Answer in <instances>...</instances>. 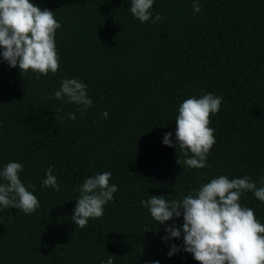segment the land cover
I'll list each match as a JSON object with an SVG mask.
<instances>
[{"label":"trees","instance_id":"obj_1","mask_svg":"<svg viewBox=\"0 0 264 264\" xmlns=\"http://www.w3.org/2000/svg\"><path fill=\"white\" fill-rule=\"evenodd\" d=\"M54 12L59 69L47 75L11 68L0 57V170L15 161L38 198L31 214L0 205V264H198L183 250L167 255L164 228L141 200H181L211 179H264V0H154L161 20L141 23L131 0H30ZM2 51V49H0ZM39 76V78H37ZM87 85L92 105L52 98L64 79ZM222 98L211 114L215 144L206 167L189 168L178 146L162 143L190 97ZM107 111L104 118L101 114ZM75 114V120L68 119ZM191 153H189V156ZM177 159L180 164L177 163ZM51 166L59 191L42 187ZM111 172L117 186L101 218L70 219L78 186ZM2 182V181H0ZM240 203L264 224V202Z\"/></svg>","mask_w":264,"mask_h":264},{"label":"clouds","instance_id":"obj_2","mask_svg":"<svg viewBox=\"0 0 264 264\" xmlns=\"http://www.w3.org/2000/svg\"><path fill=\"white\" fill-rule=\"evenodd\" d=\"M123 2V0H122ZM154 0H131V14L141 23L161 20L156 14L152 18ZM193 11H201L199 0H193ZM61 25L54 18V12L30 2V0H0V57L9 67H19L20 72L32 70L40 75L56 73L59 56L56 51L55 33ZM39 78V76H37ZM78 106L82 114L92 105L87 95V85L78 79H64L52 98ZM222 98L211 93L200 98L184 100L175 117V144L173 133H165L162 143L168 147L178 146L189 168L206 167L207 155L215 144L214 129L209 127L210 115L218 113ZM107 118L108 112L101 114ZM74 113L68 119L75 120ZM189 153L191 155L189 156ZM177 163L180 161L177 159ZM23 165L11 161L0 170V205L17 208L31 214L40 207L38 198L29 191L20 179ZM111 172L95 174L78 186L79 197L70 219L76 227L85 228L90 218L99 219L104 206L113 200L117 186L110 184ZM42 187L59 191L57 178L51 166L45 171ZM252 192L255 198L264 202V179L261 186L249 176L229 179L221 175L210 180L181 200H166L163 195H151L141 200V206L149 210L151 217L164 225L174 218L183 217V224L164 228L162 242L179 240L182 246L172 244L167 255L173 256L183 250L190 253L198 264H264V224L255 216L254 210L240 203L243 193ZM101 264H113L110 254ZM152 264H159L158 261Z\"/></svg>","mask_w":264,"mask_h":264}]
</instances>
